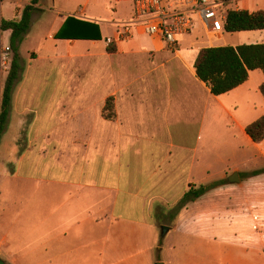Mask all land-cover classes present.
Masks as SVG:
<instances>
[{
    "label": "crops",
    "instance_id": "0c3cea01",
    "mask_svg": "<svg viewBox=\"0 0 264 264\" xmlns=\"http://www.w3.org/2000/svg\"><path fill=\"white\" fill-rule=\"evenodd\" d=\"M232 2L237 11L264 10V0ZM30 3L0 0V22L20 20ZM97 3H104L105 15L95 13ZM36 8L20 45L23 71L0 143V261L244 264L216 238L196 232L222 222L219 207L208 208L202 218L192 208L206 195L178 213L174 208L191 186L222 182L214 193L229 195L234 173L242 183L240 170L218 171L220 162L226 163L218 156L220 147L238 144L237 136L264 157V141L255 144L246 133L264 116L258 95L264 74L252 71L243 85L214 96L196 74L200 48L181 45L173 53L149 37L150 45L135 46V34L143 33L131 24L130 3L40 0ZM71 17L99 25L101 40L57 39ZM127 25L131 37L121 41ZM217 37L227 38L221 46L264 43V31ZM10 38V31L0 33L1 49L10 47ZM108 39L119 48V165L111 169L108 122L97 110H65L76 95L64 72L77 59L110 54ZM12 58L13 53L11 63ZM139 60L149 61L152 68L143 69ZM8 73L1 77L2 91ZM24 133L27 142L21 148L17 143ZM49 148L52 154L46 155ZM163 226L169 229L165 236Z\"/></svg>",
    "mask_w": 264,
    "mask_h": 264
},
{
    "label": "rangeland",
    "instance_id": "374dc122",
    "mask_svg": "<svg viewBox=\"0 0 264 264\" xmlns=\"http://www.w3.org/2000/svg\"><path fill=\"white\" fill-rule=\"evenodd\" d=\"M77 1L75 0L76 3ZM99 3L94 11L98 15H105V5ZM235 5L231 2L228 11L235 10ZM135 36L136 47L141 48L151 44L148 36L137 33ZM226 40L227 38H218L217 35L206 36L197 27L192 36L181 39V45L203 49L219 47L227 42ZM112 41L106 40L107 48L110 45L117 48L115 40ZM1 47L0 43V51ZM23 55L27 57V49L23 50ZM142 61L139 60L144 64L143 69L152 68L149 61ZM5 72L9 71H4L0 64V77H4ZM64 72L67 78L73 81L74 87L70 88L74 89L76 95L73 105L72 101L65 104V110L72 108L80 111L97 110L101 118L107 120L108 168L119 165V48L116 53L108 54L104 58L77 59L69 63L68 69ZM258 95L264 103L262 94ZM237 138L238 144L227 142L222 148L220 147L218 156L228 164L225 166L226 163L220 162L218 171L225 168L229 169L228 173L234 172L235 169L240 170L242 183L228 186L233 190L229 195H218L214 193L217 188H213L205 194L206 196L198 203L199 206L192 207L198 208L201 218L205 217L208 208L219 207L218 211L222 219L219 225H214L213 228L198 227L196 232L205 238H216L221 243L220 247L238 262L264 264V157L254 147L243 143L239 136ZM26 142L27 137L24 133L17 144L23 148ZM51 154V148L46 150V155ZM14 167V165L10 166L11 172L14 171Z\"/></svg>",
    "mask_w": 264,
    "mask_h": 264
},
{
    "label": "trees",
    "instance_id": "16d2710c",
    "mask_svg": "<svg viewBox=\"0 0 264 264\" xmlns=\"http://www.w3.org/2000/svg\"><path fill=\"white\" fill-rule=\"evenodd\" d=\"M224 1L230 3L234 0ZM39 2L40 0H31L30 5L24 8L20 20H3L0 22V33L11 32L10 48L13 53L12 63L3 91H1L0 77V143L8 128L13 91L23 71L20 45L31 28L32 15L37 10L36 5ZM71 24L74 25L72 30L70 28ZM224 31L226 33L264 31V10L254 13L246 10H229L224 23ZM57 39L100 41L101 33L99 25L96 23L79 21L71 17L57 34ZM107 51L113 54L116 53L117 49L114 45H110ZM195 70L198 79L209 87L214 96L227 94L247 82L250 72L260 70L264 74V43L245 44L238 47L203 48L196 59ZM260 92L264 97V83L260 87ZM246 133L253 143L259 144L263 142L264 116L250 124L246 129ZM221 184L223 183L218 182L200 187L191 186L174 208V212H180L190 203L200 199L211 189ZM0 264L5 263L0 261Z\"/></svg>",
    "mask_w": 264,
    "mask_h": 264
},
{
    "label": "built area",
    "instance_id": "2783aa9c",
    "mask_svg": "<svg viewBox=\"0 0 264 264\" xmlns=\"http://www.w3.org/2000/svg\"><path fill=\"white\" fill-rule=\"evenodd\" d=\"M130 3L133 9L132 25L144 35L162 44L165 49L179 51L181 39L192 36L195 28L206 35H221L230 3L224 0H115ZM131 37L129 25L120 35L121 41ZM108 42H113L108 39ZM10 47L0 51V64L4 71L11 66Z\"/></svg>",
    "mask_w": 264,
    "mask_h": 264
},
{
    "label": "water",
    "instance_id": "95a60500",
    "mask_svg": "<svg viewBox=\"0 0 264 264\" xmlns=\"http://www.w3.org/2000/svg\"><path fill=\"white\" fill-rule=\"evenodd\" d=\"M230 183L231 184H239L240 183V178H239V174L238 173H234L231 177H230ZM168 227L163 226L162 227V236H165V234L168 232Z\"/></svg>",
    "mask_w": 264,
    "mask_h": 264
}]
</instances>
